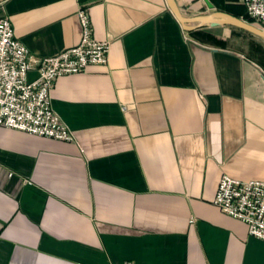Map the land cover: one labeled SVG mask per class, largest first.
Instances as JSON below:
<instances>
[{"label":"crops","instance_id":"1","mask_svg":"<svg viewBox=\"0 0 264 264\" xmlns=\"http://www.w3.org/2000/svg\"><path fill=\"white\" fill-rule=\"evenodd\" d=\"M81 10L110 49L53 84L74 141L0 128V264H264V242L212 204L223 174L264 182V41L217 27L200 30L221 45L201 43L165 0H0L35 59L80 42Z\"/></svg>","mask_w":264,"mask_h":264},{"label":"built area","instance_id":"2","mask_svg":"<svg viewBox=\"0 0 264 264\" xmlns=\"http://www.w3.org/2000/svg\"><path fill=\"white\" fill-rule=\"evenodd\" d=\"M246 16L264 26V0H240ZM80 42L59 54L31 56L15 37L10 20L0 17V128L72 143L73 135L51 106V90L61 77L107 64L109 43L93 37L88 15L79 11ZM37 66V78L28 73ZM212 204L246 225L250 236L264 242V182L242 181L223 174ZM123 264H135L125 262Z\"/></svg>","mask_w":264,"mask_h":264},{"label":"water","instance_id":"3","mask_svg":"<svg viewBox=\"0 0 264 264\" xmlns=\"http://www.w3.org/2000/svg\"><path fill=\"white\" fill-rule=\"evenodd\" d=\"M167 7L185 32H193L205 28L230 27L264 41V29L251 24L242 18L235 17L222 11H214L212 4L205 0L211 13L193 17H183L175 0H165ZM259 89L264 97V76L260 77Z\"/></svg>","mask_w":264,"mask_h":264},{"label":"trees","instance_id":"4","mask_svg":"<svg viewBox=\"0 0 264 264\" xmlns=\"http://www.w3.org/2000/svg\"><path fill=\"white\" fill-rule=\"evenodd\" d=\"M217 9L229 13L235 17L238 18H242L243 20L254 24L257 27L260 28H264V26L260 25V24H256V22L250 18H248L246 16V12H245V8L244 6L241 4L240 0H234L233 4H222L221 1L218 0H209ZM238 31L239 33L242 34H247L243 31L240 30H235ZM190 34L197 39L199 42L204 43V44H212V45H221L222 41L221 40H217L216 38H213L207 31L204 30H198V31H193L190 32ZM249 35V34H247ZM227 46V43H225ZM243 50V49H242ZM248 53H249V57H254L260 54V49L258 47L256 48H252L248 47ZM251 55V56H250Z\"/></svg>","mask_w":264,"mask_h":264},{"label":"rangeland","instance_id":"5","mask_svg":"<svg viewBox=\"0 0 264 264\" xmlns=\"http://www.w3.org/2000/svg\"><path fill=\"white\" fill-rule=\"evenodd\" d=\"M263 29H264V28H263ZM236 32L239 34V32H238V31H236ZM240 34H242V33H240ZM236 46H237V48H238V47H240V45H236ZM241 47H243V46H241Z\"/></svg>","mask_w":264,"mask_h":264}]
</instances>
